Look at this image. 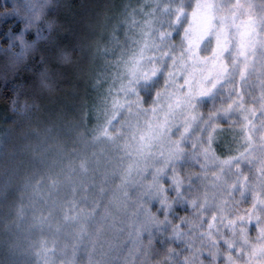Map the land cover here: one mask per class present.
<instances>
[{
    "label": "trees",
    "instance_id": "trees-1",
    "mask_svg": "<svg viewBox=\"0 0 264 264\" xmlns=\"http://www.w3.org/2000/svg\"><path fill=\"white\" fill-rule=\"evenodd\" d=\"M119 1L54 0V3L58 5V26L52 31L43 27H32L30 31L25 33L24 39L28 47L22 51L19 43H13L9 48V36L19 34L24 28L23 18L31 15L28 11L30 0L29 5H25V0H0V49L10 54L7 63L4 61V56L0 55V264H56L58 260L60 261V256L64 254V248L71 244L69 241L72 240L68 235H61L53 239L54 231L48 225L44 227L40 219L35 216L38 203L37 190L39 191L42 186L49 183H52L50 187L56 185L57 188H63V184L67 183L66 176L68 173L66 176L64 174L68 170V160L80 155V144L83 140L80 139V136L84 135L87 136L85 138H88L90 135V129L83 128L78 118V115L83 113L78 111L80 108L82 110L84 94L87 93L94 97L100 107H102V103L104 104L102 98L105 96V85L100 84L98 88L94 89L88 80L92 75H98V71L103 72L102 60L99 59L100 45L109 41L105 40L106 33L113 31L111 29L112 21H109V18L116 8L120 12ZM147 1L145 10L149 11L153 1ZM237 1L215 0L213 3L217 13L227 19L226 30L227 33L229 32L228 36L231 42L235 39L237 24L240 22ZM248 1L253 8L257 6L258 19H260V13L264 15V0ZM154 2L155 6L157 0ZM165 2L167 10L163 12L164 21H162L160 31L166 34L164 41L172 42L175 46L184 30V23L190 16L194 1L165 0ZM22 5H24L23 8ZM181 8L184 9L183 15L179 14ZM18 9L21 11L18 12ZM178 16L179 19H177ZM262 22L256 23L260 41L257 54L264 53V44L261 40V35L264 36ZM72 49L76 50L73 55L81 61L82 74L80 78L68 77L63 80L57 92L44 98L38 109H32L26 115L11 112L9 103L13 93L21 84L27 86L33 82V74L29 73L27 69L32 68L39 71L47 65L55 70L57 68L55 58L60 50L71 51ZM232 58L235 59L234 52L231 53L229 64L234 61ZM9 64L12 66L10 67ZM17 64L21 66L20 71L13 79L12 76ZM91 64L93 67L95 65L94 69L90 66ZM86 82L88 83L85 85ZM159 83V81L154 80L146 88L144 86L140 90L144 97L143 101L159 88ZM249 89L253 95L258 94V82L253 81ZM22 91L25 95H33L27 87ZM214 100L217 101L218 106L221 96L216 95ZM205 101L207 102L202 103V106H204V110H208L211 108L208 104L210 103L212 106L213 98H208ZM85 103L87 105L88 102ZM106 118L107 114L103 111L98 120L99 126L103 121L102 126H105ZM219 123L222 128H224L223 126H230L229 119L223 115L220 116ZM230 131L236 133L234 128H231ZM194 151L196 152V150ZM200 161L201 165L198 164V166L203 167V161L201 159ZM192 166L189 164L186 172L182 173L183 178L189 174L195 176L196 179L205 177L202 172L193 170ZM260 167L259 164L254 167L246 164L240 171L247 174L251 181L254 175L261 174ZM66 168L67 170H65ZM192 172H195L199 177ZM69 173L72 174L70 171ZM193 179L190 181H183L182 179L181 186H184L180 188L179 199L172 202L166 224L170 222L169 218H171L175 226L170 223V227L159 228V231L154 230L143 236L144 239L149 240V243L158 253L169 249V256L154 264H193L195 260L205 261V256L208 260L209 258L212 259L215 264H227V254L230 251L227 242L232 241V238L226 237L225 240H218L216 244V238H212L209 234V224L212 225L211 219L214 214L207 207L204 208L207 210L205 213L198 212L199 198L204 192V179L203 181H193ZM186 185L193 187L194 191L196 188L198 192L195 194L186 193L182 190ZM172 190L174 189L172 188ZM244 191V187L241 186L240 192L234 194L235 199L241 201L238 207L239 209L242 207L251 209L252 199H242ZM178 203H180L179 207L185 209L184 211L178 207ZM205 216L208 219L203 221ZM33 217H36L35 223L32 221ZM263 217L262 212L257 211L247 218L248 224L237 221V227L232 228L229 219L231 216H229L225 221L227 227L223 228V235H220V239L224 237L225 231L228 229L233 232L235 229L239 230L240 226L243 225L241 230L246 231L250 244H264V241L258 239L260 230L264 229ZM83 218L81 217V219ZM199 219L202 221L197 224ZM231 220L233 222L232 218ZM201 227H207V231L203 235L208 234V244L212 240L214 242L213 247H211L214 255L208 254L207 247L209 246L206 244V238L204 239L200 235L202 230L199 228ZM210 230L212 231V229ZM172 231L174 232L170 234ZM95 235L92 233L86 236L87 238L91 236V241H94ZM87 238L84 241L89 246H83L84 242H82V246L76 247V264H87L92 255L91 241ZM196 241L199 244L197 252L194 249ZM223 243L224 246L221 247L220 244ZM233 244L236 249L233 255L239 256V249L242 244L237 243L236 240ZM181 250L188 254L182 258L183 261L179 254ZM244 258H247V249L244 251Z\"/></svg>",
    "mask_w": 264,
    "mask_h": 264
},
{
    "label": "rangeland",
    "instance_id": "rangeland-1",
    "mask_svg": "<svg viewBox=\"0 0 264 264\" xmlns=\"http://www.w3.org/2000/svg\"><path fill=\"white\" fill-rule=\"evenodd\" d=\"M152 1L153 5L149 11L145 10L147 0L119 1L120 12L116 8L109 18L113 25L111 28L113 31L106 33L105 40L109 41L100 45L99 59L102 60L103 72L98 71V75H92L88 80L93 85L92 77L101 79V84L105 85V96L102 98L104 104L102 103V107H100L94 97L87 93L84 94L83 111L81 108L78 111L83 113L80 114L81 116L78 115V118L83 128L90 129V135L88 138H85L87 136L84 135L80 136V139H83L80 144V155L68 160V170L66 168L67 172L64 174L66 176L68 173L66 176L67 183L63 184V188H57L56 185L50 187L52 183H49L42 186L39 191L37 190L38 203L35 216L40 219L44 227L48 225L54 231L53 239L61 235H68L72 240L69 241L71 244L64 248L65 252L56 264H76V247L82 246V242H84L83 246H89L84 240L92 233L96 234V239L91 241V236L87 238L91 241L92 250V255L87 264H154L169 256V249L162 253L159 252V254L149 243V240L144 239L143 236L154 230L157 232L160 230L159 228L171 226L172 219L169 218L170 222L167 224L166 220L169 211H171L173 200L179 199L178 193L180 188L184 186H181L182 179L183 181H190L195 177L189 174L183 178L182 173L186 172L189 164L193 165V170L202 172L205 176L201 178L195 174L199 178L193 179V181H203L204 179V192L199 198L198 212L205 213L207 207L213 214H216L210 181L213 173L220 172L224 166L220 165L219 162L213 163L211 160L206 163L201 155H197L193 159L192 154L194 150L198 152L199 147L193 149L191 142H184L181 145L184 151L177 159V155L174 154V149L169 142L153 140L148 143L141 140V132L146 128L145 119L151 118V109L161 102L158 101L156 95L162 90L161 83H159V88L153 91L145 101H143L144 97L140 90L144 86L146 88L154 80H141L135 85L142 108L148 110L147 116L129 117L124 112L112 124L109 125L106 121L105 126H102L104 121L99 126L98 120L102 112L105 113V100L109 98L108 89L110 86H114V76L116 77L123 70L124 60L131 57L133 53H138L145 45L148 46L146 48L148 52L164 51L181 56L190 67L194 65L198 69L211 68L213 60H216L217 63L222 61L229 63L232 52L236 58L240 45L244 41V32L250 23L249 18H252L251 22H254L255 26L258 21H263L262 24L264 25V15L260 13L261 18L258 19L257 6L253 8L248 0H238L240 22L237 24L235 39L231 42L228 36L229 32L227 33L226 30L227 19L217 13L213 4L215 0H209L213 5V16L210 22L202 13L197 16L192 15L195 5L201 2V0H193V8L186 23H184L185 25L183 24L185 27L177 44L174 46L172 42L170 44L163 41L164 47L157 49V45L161 44L159 33L161 32L162 21H164L163 12L166 2L165 0H157L154 6L155 0ZM205 29H207V35H205ZM261 40L264 44L263 35H261ZM90 66L95 68V65L94 67L92 64ZM84 90L86 91V88ZM91 91L93 90L91 89ZM131 98L135 99L136 95ZM212 98L214 100V97ZM206 99L200 100L199 103L204 104L207 102ZM86 101L88 102L87 105ZM208 105L212 107L210 103ZM202 110H204V106ZM121 120H127L128 123L121 124ZM96 121L97 123H95ZM113 126L114 128H112ZM223 127V132L218 134V139L214 145L217 155H223H220L222 160L228 156H236L238 151H242L237 133L230 131L234 127ZM105 129L108 135L102 134ZM96 133L97 135H95ZM176 138L174 131L172 139ZM231 151L232 153H229ZM200 159L203 161V167L198 166V164L201 165ZM236 164L240 165L241 170L244 165L249 163L236 160L232 165L233 172L236 171ZM159 169H163V171H159ZM224 175L227 179V173ZM187 186L182 189L186 193L195 194L198 192L196 188L194 191L193 187ZM171 193L175 194L172 195ZM177 205L179 207L180 203ZM113 208L120 209L121 215H114ZM130 208L134 211L128 212ZM244 209L247 208L242 207L239 213L230 215L233 222L228 217L232 228L237 227V221L248 224L246 221H249L247 219L249 215L243 211ZM239 216H244L245 219L240 220ZM36 217L32 218L34 223ZM81 217L84 218L81 219ZM150 218L162 220L164 223L161 225L153 224L150 228L146 227L145 225ZM206 219L208 218L205 216L203 221ZM201 221L202 219L197 220V224L198 222L200 224ZM262 225L264 226V217ZM209 227V234L212 238H216V244L218 240H225L226 237L232 238L233 242L236 240L237 243H241L240 236L246 233L245 230H241L243 229L242 225L239 230L233 229V232L228 229L225 231L224 237L220 239L221 230L223 231L224 226L219 223L212 226L210 223ZM199 229L202 230L200 235L204 239L206 238V244L209 246L207 247L208 254L214 255L213 248H211L213 247V240L208 244V234L203 235L207 231V227ZM220 246L223 247L224 243ZM196 247L194 249L197 252L198 241H196ZM68 249L69 252H67ZM179 254L181 259L188 255L182 250ZM204 258L205 261L195 260L193 264H215L212 259L209 258L208 260L206 256Z\"/></svg>",
    "mask_w": 264,
    "mask_h": 264
},
{
    "label": "snow or ice",
    "instance_id": "snow-or-ice-1",
    "mask_svg": "<svg viewBox=\"0 0 264 264\" xmlns=\"http://www.w3.org/2000/svg\"><path fill=\"white\" fill-rule=\"evenodd\" d=\"M28 11L35 12L31 8ZM183 13L184 9L181 8L179 14L183 15ZM201 13L207 17L209 22L211 21L213 5L209 0H201L192 10L193 16ZM23 19L24 28L21 32L9 36L10 47L13 43H19L22 51L28 47L24 39L25 33L32 29L34 22L33 16ZM249 19L250 23L244 32V41L231 64L227 61L217 63L213 60L211 68L198 69L194 65L190 67L183 57L171 52H148L146 51L148 46L145 45L138 53H133L131 57L124 60L123 70L116 75L113 81L114 86L108 89L109 98L105 100V112L109 125L124 112L129 117L147 116L148 110L142 108L135 85L141 80L159 81L162 90L156 95L158 101L161 102L151 109V118L145 119L146 128L141 132V140L148 143L153 140L167 141L176 155L184 151L181 147L184 142H191V138L184 136L183 133H188L193 123L203 124L206 121L204 126L209 128L213 126L214 121H219L221 115L229 119L230 126L234 127L237 133L242 151H238L236 156L219 161V164L224 166L220 173L224 179L217 180L213 175L210 181L213 206L216 209V214L212 216V226L219 223L227 227L225 221L228 217L241 211L238 207L241 201H237L234 195L240 192L241 186L245 189L242 199H252V208L243 211L249 216L257 211L264 212V166H262V161H264V111L257 107L256 103L249 102L253 94L246 79L248 68L254 58L250 53H257L260 41L255 23L251 22V17ZM205 35H207V29H205ZM165 36V32L159 33L161 44L157 45V49L164 47ZM133 95H136L135 99L131 98ZM216 95L221 96L219 105L217 106V101L213 100L210 109L202 110L203 106L199 101ZM124 122L128 123L127 120ZM174 131L177 138L172 142ZM102 134L108 135L106 129L102 131ZM209 160L211 156L205 159V162ZM234 160L247 161L253 167L259 164L261 174L254 175L250 181L249 176L243 174L240 169L233 172ZM225 173H227V179ZM238 218L245 219L244 216ZM163 223L162 220L150 218L145 226L150 228L153 224ZM221 235H223L222 230ZM258 239L264 241V229L260 230ZM240 242L242 247L239 249V256L233 255L236 251L233 241L227 242L230 250L227 254V264H241V262L242 264H264V244H250L247 233L240 236ZM245 249H247L246 259L244 258Z\"/></svg>",
    "mask_w": 264,
    "mask_h": 264
},
{
    "label": "clouds",
    "instance_id": "clouds-1",
    "mask_svg": "<svg viewBox=\"0 0 264 264\" xmlns=\"http://www.w3.org/2000/svg\"><path fill=\"white\" fill-rule=\"evenodd\" d=\"M25 5H29V0H25ZM21 7L23 8L24 5ZM29 8L35 10V12L30 15L34 18L33 27H43L52 31L58 26V5L54 3V0H30ZM17 11L20 12L21 9H18ZM9 48H11L10 45ZM75 51V49H72L71 51L60 50L59 54L55 58V63L57 64V68L55 70H52L47 65L43 66L39 71L28 68L27 71L33 74V82L27 86L21 84L17 88V91L13 93L9 103L10 111L26 115L32 109H38L44 98L57 92L59 85L63 82V80L68 77H75L79 79L82 74V69L80 67L81 61L78 57L73 55ZM0 55L4 56L5 63L9 61L10 54L5 50L0 49ZM250 55H253L254 58L248 68V75L246 79L249 86L253 83V81H257L259 92L256 95H252L249 98V102L256 103L257 107H260L261 110L264 111V106H262L264 105V54L250 53ZM9 66L11 67L12 65L9 64ZM20 67L21 66L18 64L15 65V72L12 76L13 79H15V75L20 71ZM92 79V86L94 88H98L101 84V79L96 77H92ZM25 87L30 89L33 95L23 94L22 90L25 89ZM120 123L124 124L125 122L124 120H121ZM206 123V121L203 124L193 123L189 132L183 133V135L191 138L193 149H197V147H199L198 152H193V159H195L197 155L203 156L206 160L209 156H211V162H219L222 159L219 155H217L214 145L218 139V134L223 132V128L221 127L219 121H214L213 126L209 128H205L204 124ZM174 141L175 139H172V142ZM182 154L183 152L178 154L176 158L179 159ZM229 157L233 156H228L225 159H228ZM233 163H235V160ZM262 166H264V161H262ZM235 169L239 171L240 165L236 164ZM159 171H163V169H159ZM221 172L222 169L220 172L213 173L217 180L224 179V177L220 174ZM132 211L134 210L131 208L128 209V212ZM113 213L116 216L121 215L120 209L113 208Z\"/></svg>",
    "mask_w": 264,
    "mask_h": 264
}]
</instances>
